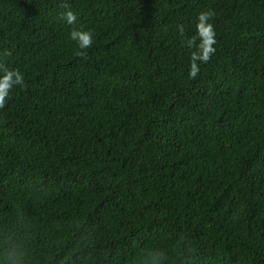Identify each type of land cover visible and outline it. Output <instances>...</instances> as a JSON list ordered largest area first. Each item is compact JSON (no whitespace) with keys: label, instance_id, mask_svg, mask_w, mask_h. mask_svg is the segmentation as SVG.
<instances>
[{"label":"trees","instance_id":"trees-1","mask_svg":"<svg viewBox=\"0 0 264 264\" xmlns=\"http://www.w3.org/2000/svg\"><path fill=\"white\" fill-rule=\"evenodd\" d=\"M5 50L0 264H264V0H0Z\"/></svg>","mask_w":264,"mask_h":264},{"label":"clouds","instance_id":"clouds-1","mask_svg":"<svg viewBox=\"0 0 264 264\" xmlns=\"http://www.w3.org/2000/svg\"><path fill=\"white\" fill-rule=\"evenodd\" d=\"M60 6L67 9V11L61 13V19L65 20L69 25H74L77 17L71 11L70 5L67 2H63ZM214 15L215 14L212 11L201 12L197 17V36L190 39L185 38L184 26L182 24L177 25V32L181 38H184L185 46L196 49L190 56L191 62L188 75L191 79H195L197 77L200 71L199 63H208L216 51L214 47L216 44V34L213 24L209 22ZM197 37L199 38L198 44L196 42ZM69 38L74 41L77 48L80 49L75 53V55L81 59H86L87 52L85 50L91 48L93 43L92 31H86L82 28H73L69 33ZM10 55L11 52L9 50H5L2 54H0V73H2V75H0V109L5 107L6 100L8 99L14 86H19L22 89L25 87L23 74L18 69H13L7 66V57Z\"/></svg>","mask_w":264,"mask_h":264}]
</instances>
